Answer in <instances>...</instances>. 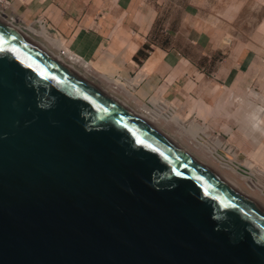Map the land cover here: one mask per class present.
Returning <instances> with one entry per match:
<instances>
[{"label": "water", "instance_id": "95a60500", "mask_svg": "<svg viewBox=\"0 0 264 264\" xmlns=\"http://www.w3.org/2000/svg\"><path fill=\"white\" fill-rule=\"evenodd\" d=\"M0 19V264H264V207Z\"/></svg>", "mask_w": 264, "mask_h": 264}, {"label": "crops", "instance_id": "0c3cea01", "mask_svg": "<svg viewBox=\"0 0 264 264\" xmlns=\"http://www.w3.org/2000/svg\"><path fill=\"white\" fill-rule=\"evenodd\" d=\"M209 1L10 0L9 13L19 24L43 16L72 53L114 70L111 77L141 76L131 98L121 92L127 104L139 108L159 95L181 107L189 99L210 103L220 88L239 87L257 62L239 33L220 35L225 9L206 6Z\"/></svg>", "mask_w": 264, "mask_h": 264}, {"label": "rangeland", "instance_id": "374dc122", "mask_svg": "<svg viewBox=\"0 0 264 264\" xmlns=\"http://www.w3.org/2000/svg\"><path fill=\"white\" fill-rule=\"evenodd\" d=\"M210 5L222 6L223 9H225L223 14H219L221 19L219 18L218 24L222 25L221 28H219L220 35H222L223 30H226L224 31V37L230 39L233 33H239L245 45L253 49V54L257 56V62L251 71L243 78L239 87L230 89L220 88L216 91L215 97L210 103L208 101L204 103L200 99H189L183 106H178L176 112L181 119L183 118L184 129L178 127L177 124L172 121L165 122L161 118L157 120L155 125L177 141L197 160L214 168L229 184L245 193L246 196L254 198L264 207V195L261 193L264 188V139H260L262 144L259 147L258 143H256L253 138L254 135L248 134V129L243 127L244 125L241 126L242 123L244 124L243 119L246 117L244 115L245 112H247V107L250 109V106H246V101L249 100L251 101L249 104L255 103L256 106L264 105V0H210L209 4H206V6ZM237 10L238 13L235 14ZM6 13L8 14L9 11ZM35 29L38 30V28ZM29 34L30 37L37 40L44 47L46 46L45 48H47L49 52L58 55L55 46L45 38L36 34ZM65 63L71 64L78 72L83 74L87 80H91L98 84L113 96L116 94L117 97H120L123 88H120V91L117 93L111 92L112 84L104 79V75H106L111 81L112 78L109 76V73H113L114 70H110L111 72L105 71L99 67L97 63L92 64V67L89 69H85L79 62L73 63L70 60ZM124 89H127V87ZM236 94H239L238 98ZM221 95L223 97H221ZM230 96L231 98H229ZM219 97L222 99L220 100ZM241 97L242 100H240ZM245 97L248 99L246 100ZM243 99L246 102L245 105ZM120 101L133 111L141 114L138 107L127 104L124 100L120 99ZM254 105L251 106V109ZM248 113L249 111L247 114ZM239 117H241L243 121L241 119L239 120ZM188 127L190 130H188ZM191 128H194V131L197 129L195 135H198V139L201 142L210 149H215L224 159L231 160V164L233 163L234 168L237 166L240 167L241 170L236 168L238 172L251 177L252 181L247 184L244 180L240 179V175L221 166L220 162L210 157L208 152L196 147L194 135L192 134L193 129ZM241 129H243V133ZM224 162L231 165L229 161ZM249 163L250 165H248ZM233 166L231 165V167Z\"/></svg>", "mask_w": 264, "mask_h": 264}, {"label": "bare ground", "instance_id": "6f19581e", "mask_svg": "<svg viewBox=\"0 0 264 264\" xmlns=\"http://www.w3.org/2000/svg\"><path fill=\"white\" fill-rule=\"evenodd\" d=\"M0 19L2 20V21H6L8 24H10L12 27H14L21 35H23V36H25V37H27V38H29V39H31L32 41H34V42H36V43H38L43 49H45L46 51H48L49 52V50H47V48H45L41 43H39L37 40H35V39H33L32 37H30L27 33H25V32H23L17 25H15V24H13L12 22H10L9 20H7L3 15H0ZM32 27V26H31ZM30 31L33 33V34H39V35H42V36H44V38L45 39H52L51 38V36H50V34L46 31V30H44V29H40V28H38V30H36L35 28H31L30 29ZM36 34V35H37ZM263 41H264V39H263ZM261 42V41H260ZM264 43V42H263ZM263 45V44H262ZM264 50V49H263ZM49 54H51L52 55V57L53 58H57L58 59V61L59 62H61V63H63V64H66V65H68L69 67H71L73 70H75L79 75H80V77L81 78H83V79H86L85 78V76L83 75V74H81L80 72H78L71 64H67V63H65L64 62V60L61 58V57H59L57 54H55V53H52V52H49ZM73 63H74V61H77V60H79L78 58H72V59H70ZM77 62H79V64H81V66H83L85 69H89V68H91L92 67V63H90V62H86V61H83V60H79V61H77ZM94 67H95V65H94ZM141 75H143V74H141ZM138 77H140L141 78V76H139L138 75ZM137 77V78H138ZM104 79H106L108 82H110V78L108 77V76H106V75H104ZM139 79V78H138ZM138 79H136V80H134V84H137L138 83V81H140V80H138ZM112 80V79H111ZM141 80H142V78H141ZM105 90V89H104ZM133 89H130V88H128V89H123L122 90V92L126 95V96H128V98L130 97H132L133 96V94H132V92H134V91H132ZM106 92H107V90H105ZM107 93H109V92H107ZM236 93H238V92H236ZM109 94H111V93H109ZM112 95V94H111ZM224 95V94H223ZM226 95V94H225ZM237 95V94H236ZM239 95V94H238ZM237 95V98L239 97ZM113 96V95H112ZM232 96H234V95H232ZM221 97H223L222 95H221ZM228 97V96H227ZM220 98V97H219ZM229 98H231V96L229 97ZM233 98V97H232ZM246 98V97H245ZM244 98V99H245ZM118 99V98H117ZM222 98H220V100H221ZM228 99V98H227ZM244 99H243V101H244ZM248 98H246V100H247ZM263 99V98H262ZM240 100H242V97H241V99ZM246 102H247V104H246ZM244 101V105L246 104V106L248 105V106H250V109L247 107V112L249 111V113L247 114V112H245V115L244 116H246L243 120H244V124L242 123L241 124V126L242 125H244L243 127H245L246 129H248V131H246V129L245 128H243L246 132H248V134H251V135H254L253 136V138L255 139V141H256V143H258V146L260 147L261 146V144H262V142H261V140L260 139H264V120H263V118H264V105L262 104V105H260V106H256V104L254 105V104H249L251 101ZM122 103V102H121ZM241 103V102H240ZM252 103H253V101H252ZM123 104V103H122ZM243 104V103H242ZM254 105V107L251 109V106H253ZM125 106V105H124ZM199 106V105H198ZM125 107H127V106H125ZM140 107H142V105L140 106ZM128 109H130V111H132V112H134V114L135 113H137V112H135V111H133L131 108H129V107H127ZM200 108V107H199ZM204 108V107H203ZM194 109H195V107H194ZM206 109V108H205ZM249 109V110H248ZM236 110V109H235ZM196 112H197V110H196ZM205 112V111H204ZM203 112V113H204ZM138 117H140V118H142V119H145L146 121H148L149 123H151V124H153V125H155L156 123H157V120L156 121H154V117H151V116H146V115H144L143 113L142 114H139V113H137L136 114ZM164 117V116H163ZM161 119H162V117H160ZM241 119V117H239V120ZM165 122H170V121H172V122H174L175 124H177V126L178 127H180V128H185L184 126H183V118L181 119L180 118V116L177 114V112L175 111L174 113H172V115H169L168 117H164V119H163ZM242 120V119H241ZM242 120V121H243ZM239 123H241V122H239ZM246 125V126H245ZM156 126V125H155ZM239 126H240V124H239ZM241 126H240V128H241ZM157 127V126H156ZM190 127H192V126H190ZM205 127V126H204ZM191 129H193L192 130V134L194 135V140H195V143H196V147H199V148H201V149H203L204 151H206V152H208L209 153V155H210V157H212L213 159H215L217 162H220V165L221 166H223V167H225V168H227V169H229L230 171H232V172H234L235 174H238V175H240V179H242V180H244V182H246L247 184H248V182H251L252 180H251V177H249V176H247V175H245V174H242L241 172H238V170L236 169V168H234V167H231V165H229V164H226L224 161H223V159L221 158V157H219L218 155H217V152H216V150L215 149H210L209 147H207L203 142H201L199 139H198V135H195V131L197 130H195L194 131V128H191ZM243 129H241V131L243 130ZM188 130H190L189 129V127H188ZM204 133V132H203ZM242 133H243V131H242ZM203 138V137H202ZM217 143V142H216ZM213 144H215V143H213ZM185 152H187L185 149H183ZM188 153V152H187ZM189 155H191L190 153H188ZM192 156V155H191ZM221 156V155H220ZM194 157V156H193ZM223 161V162H222ZM249 162V161H248ZM248 165H250V163L248 164ZM250 169V168H249ZM235 188V187H234ZM236 190L238 191V192H240L242 195H244V196H246L245 195V193H243V192H241L240 190H238L237 188H236ZM261 193L264 195V190H262L261 191ZM246 197H248L249 199H251V200H253V201H255L257 204H259L254 198H252V197H250V196H246ZM260 205V204H259Z\"/></svg>", "mask_w": 264, "mask_h": 264}, {"label": "built area", "instance_id": "2783aa9c", "mask_svg": "<svg viewBox=\"0 0 264 264\" xmlns=\"http://www.w3.org/2000/svg\"><path fill=\"white\" fill-rule=\"evenodd\" d=\"M10 8V0H0V15H3L7 20L12 22L13 24L17 25L23 32L27 33H32L30 31L31 26L35 28H40L46 30L54 39L56 42L55 48L58 51V56L64 59L65 62L70 61L72 58H78L80 59L76 54L72 53L64 43V40L61 38L60 34L55 30L49 23L48 21L43 17V16H38L34 21L31 23H26V24H19L17 23V17L10 13H6L9 11ZM6 14V16H5ZM33 34V33H32ZM81 60V59H80ZM112 80L110 83L112 84V92L117 93L119 92L120 88H125L128 87L130 89H133L136 84H134V80H136L135 75L131 76L130 78H125L120 74H115L113 77H111ZM142 108L139 107V112L143 113L146 116H151L154 117V121L160 119L162 117V120L164 117H168L169 115H172L175 111L178 110V106L174 105L170 101H167L162 96H148L144 102H142ZM164 116V117H163ZM219 157L223 159V161H229L231 164V160H226L222 156H220L219 153H217ZM233 166V163L231 164ZM234 167V166H233ZM237 169L241 170L240 167H236ZM264 190V188H263Z\"/></svg>", "mask_w": 264, "mask_h": 264}, {"label": "clouds", "instance_id": "9594fccd", "mask_svg": "<svg viewBox=\"0 0 264 264\" xmlns=\"http://www.w3.org/2000/svg\"><path fill=\"white\" fill-rule=\"evenodd\" d=\"M112 92V91H111ZM115 97H117V95L115 94ZM117 98H119V99H121V97H117ZM141 113V112H140ZM142 114V113H141Z\"/></svg>", "mask_w": 264, "mask_h": 264}]
</instances>
